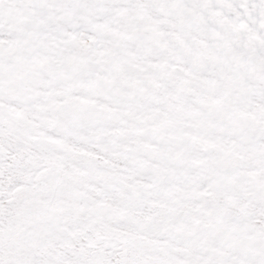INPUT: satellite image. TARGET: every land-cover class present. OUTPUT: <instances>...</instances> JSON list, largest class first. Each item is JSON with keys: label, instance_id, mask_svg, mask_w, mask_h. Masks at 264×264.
<instances>
[{"label": "snow or ice", "instance_id": "6c2138e0", "mask_svg": "<svg viewBox=\"0 0 264 264\" xmlns=\"http://www.w3.org/2000/svg\"><path fill=\"white\" fill-rule=\"evenodd\" d=\"M0 264H264V0H0Z\"/></svg>", "mask_w": 264, "mask_h": 264}]
</instances>
